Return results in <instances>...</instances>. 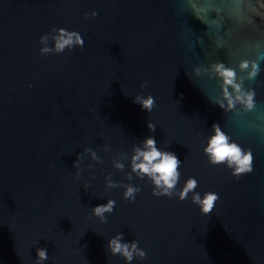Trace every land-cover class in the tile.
Wrapping results in <instances>:
<instances>
[{"label": "water", "instance_id": "1", "mask_svg": "<svg viewBox=\"0 0 264 264\" xmlns=\"http://www.w3.org/2000/svg\"><path fill=\"white\" fill-rule=\"evenodd\" d=\"M249 2L264 7V0H240L242 11L237 0H0V264H129L112 254L117 236L146 253L130 264H264V62L245 82L256 92L248 114L219 107L223 81L211 72L224 63L245 75L240 60L256 58L248 46L264 43V19H237ZM60 29L78 33L83 47L56 53ZM43 47L53 51L41 55ZM197 68L208 71L197 76ZM138 96L154 98L151 112ZM214 124L252 152V172L237 178L209 163ZM148 138L181 162L171 197L154 196L153 181L132 170ZM190 178L198 186L181 200ZM126 186L140 190L134 200L125 199ZM206 192L218 195L209 214L192 202ZM110 200L112 212L94 215Z\"/></svg>", "mask_w": 264, "mask_h": 264}, {"label": "clouds", "instance_id": "2", "mask_svg": "<svg viewBox=\"0 0 264 264\" xmlns=\"http://www.w3.org/2000/svg\"><path fill=\"white\" fill-rule=\"evenodd\" d=\"M238 11H242V4L237 0ZM246 15H239L237 17L241 22L252 23V16H260L264 19V7L257 4L248 3ZM93 17L97 15L96 12L91 14ZM57 31V30H53ZM55 41L56 53H62L66 48H71L75 45L83 47L82 37L75 32H67L64 29L58 30V35L53 37ZM41 42L47 44V36L41 37ZM249 51L255 54V59H241L239 62V71L245 75L238 76L237 71L233 68L227 67L224 63H215L211 65V72L216 77L223 81L222 84V99L217 100L216 103L225 112H235L236 114H248L256 109V92L253 88H246L245 82H253L260 74L261 62L264 58L260 56V50L264 49V43L256 41L248 46ZM53 49L49 47L41 48V55H47ZM202 71L207 72L208 69L197 68L196 75L199 76ZM145 85H142L144 87ZM231 89V91L229 90ZM137 103H140L142 108L151 112L154 107V98L149 96L146 99L138 96ZM149 129L155 131L152 124L148 125ZM214 135L209 139L208 146L205 148V154L208 156L209 163L213 166L226 165L232 170V174L239 178L241 175L250 173L253 170V154L250 150H245L238 143L231 140L220 127L219 124L213 125ZM91 152V149H86ZM135 156L132 158V170L141 178L148 176L154 183L156 191L153 195L156 197L173 195V190L176 188L180 173L178 169L181 162L178 157L171 152H161L156 147L154 138H148L144 143V148L135 149ZM93 159H96V154L92 152ZM119 169H123V165L117 163L115 165ZM79 167V165H76ZM130 178V177H129ZM109 180L108 187H117ZM198 186L196 179L190 178L183 190L179 193L180 199L184 200L188 197L190 192H193ZM138 188L126 186L124 194L125 199H135V194L139 192ZM218 200V195L212 192H206L201 198L199 193L193 196L192 202L199 206L202 213L209 214L212 212L215 202ZM115 206L114 201H109L107 205H101L94 208V215L103 218L104 213H110ZM122 236H117L109 243L113 255H122L127 261L133 259L134 254L141 258L146 256L144 251L138 249L136 243L125 244L122 243ZM37 255L40 261L47 259L46 250H38Z\"/></svg>", "mask_w": 264, "mask_h": 264}]
</instances>
